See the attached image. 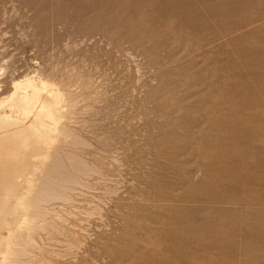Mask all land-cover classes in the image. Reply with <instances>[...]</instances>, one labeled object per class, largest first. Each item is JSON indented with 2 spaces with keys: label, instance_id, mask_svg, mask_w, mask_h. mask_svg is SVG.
Instances as JSON below:
<instances>
[{
  "label": "rangeland",
  "instance_id": "374dc122",
  "mask_svg": "<svg viewBox=\"0 0 264 264\" xmlns=\"http://www.w3.org/2000/svg\"><path fill=\"white\" fill-rule=\"evenodd\" d=\"M12 1L41 33L1 25L14 73L46 50L84 60L110 73L126 129L123 186L78 264H264V0Z\"/></svg>",
  "mask_w": 264,
  "mask_h": 264
},
{
  "label": "bare ground",
  "instance_id": "6f19581e",
  "mask_svg": "<svg viewBox=\"0 0 264 264\" xmlns=\"http://www.w3.org/2000/svg\"><path fill=\"white\" fill-rule=\"evenodd\" d=\"M14 4L13 13L0 10V28H10L22 16ZM25 12L24 16L29 11ZM16 23L19 35L26 37L20 41L39 39L35 27L37 38ZM71 47L68 44L70 50L76 45ZM56 54L39 52L41 62L22 74L14 73L16 58L0 56V264H78L81 249L88 245L87 226L96 218L101 219L98 224L102 221L108 202L119 196L125 180L126 155L115 137L120 139L126 129L116 131L120 124H112L114 119L118 122L119 106L111 104L114 94L108 97L110 73L87 68L83 57L81 64L63 59L65 53ZM121 99L116 101L120 104Z\"/></svg>",
  "mask_w": 264,
  "mask_h": 264
}]
</instances>
